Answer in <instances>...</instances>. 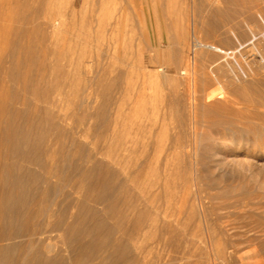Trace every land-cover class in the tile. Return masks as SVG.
Listing matches in <instances>:
<instances>
[{
	"label": "rangeland",
	"instance_id": "374dc122",
	"mask_svg": "<svg viewBox=\"0 0 264 264\" xmlns=\"http://www.w3.org/2000/svg\"><path fill=\"white\" fill-rule=\"evenodd\" d=\"M263 55L264 0H0V132L51 119L121 179L134 172L127 187L143 202L159 183L170 243L144 237L148 259L221 264L213 243L237 239L232 264H264V128L246 121ZM108 95L101 135L89 115ZM55 235L50 256L66 255Z\"/></svg>",
	"mask_w": 264,
	"mask_h": 264
},
{
	"label": "bare ground",
	"instance_id": "6f19581e",
	"mask_svg": "<svg viewBox=\"0 0 264 264\" xmlns=\"http://www.w3.org/2000/svg\"><path fill=\"white\" fill-rule=\"evenodd\" d=\"M261 61L259 89L251 85L255 75L249 65L251 61L247 70H243L251 81L246 89H250L247 95L250 115L245 120L250 124L256 118L264 128V55ZM111 105L112 98L108 95L95 113L89 115L96 117L94 125L101 135L113 126L115 114H111ZM7 111L14 110L7 106ZM47 123V127L41 122L32 123L31 130L25 132L12 127L0 132L5 145L4 154H0V264H178L183 261L181 256L169 255H159L154 261L148 259L154 243L167 246L170 241L168 206L159 203V183L150 184L143 202L127 185L134 172L126 173L125 179H121L122 170L113 169L112 161L107 162L104 154L103 158H97L102 153L99 149L92 151L77 144L75 138H68L70 132L61 123L51 119ZM50 138H54V144H49ZM91 202L103 209L99 211ZM52 234L61 240L66 255L50 256L57 248ZM149 234L158 236L152 243L154 247H143L147 245L142 246L140 241ZM233 241L226 239L222 244L215 241L208 255L213 261L232 264L233 256L238 253L237 239ZM177 247L182 252L180 242ZM238 259L240 264H260L247 262L245 257Z\"/></svg>",
	"mask_w": 264,
	"mask_h": 264
}]
</instances>
